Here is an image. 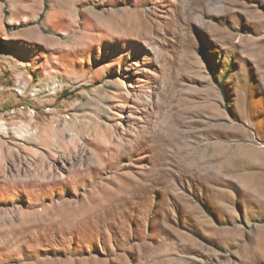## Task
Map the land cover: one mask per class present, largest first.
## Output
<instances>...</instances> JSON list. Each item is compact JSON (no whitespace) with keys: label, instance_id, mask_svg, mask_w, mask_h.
<instances>
[{"label":"rangeland","instance_id":"374dc122","mask_svg":"<svg viewBox=\"0 0 264 264\" xmlns=\"http://www.w3.org/2000/svg\"><path fill=\"white\" fill-rule=\"evenodd\" d=\"M191 2L0 0V264H264V0Z\"/></svg>","mask_w":264,"mask_h":264},{"label":"bare ground","instance_id":"6f19581e","mask_svg":"<svg viewBox=\"0 0 264 264\" xmlns=\"http://www.w3.org/2000/svg\"><path fill=\"white\" fill-rule=\"evenodd\" d=\"M93 1V0H92ZM204 2H205V0H203ZM200 2V0H195V3H199ZM204 2L202 3V4H204ZM192 4H194V6H195V3H194V0H192V2H191ZM200 4H201V2H200ZM217 4V3H216ZM190 5V4H189ZM204 6V5H203ZM206 6H207V2H206ZM90 10V9H89ZM202 10H204V7H203V9ZM200 11V10H199ZM205 11V10H204ZM208 11V10H207ZM91 16H92V19L95 21L94 22V25L95 26H93L94 28L96 27V24H99L100 26H102V21L99 19L100 17H101V14L103 13V10L102 11H98V10H94L93 11V9H91ZM201 12V11H200ZM142 22V21H141ZM126 24V23H125ZM124 19H123V17L121 16L120 17V19H119V21L117 22V23H115V24H113L112 25V28H113V30L111 31H109V34H107L108 36L110 35L111 37H113V36H118L115 32H126V29L124 28ZM93 27H89V30L90 31H88L87 33H85V38L90 42L91 40H94V38H93V36H92V32L93 31H91L92 29H93ZM121 29H123V30H121ZM135 31V33L137 34V35H143L144 34V27H143V25L141 24V27L138 29L137 28V30H134ZM76 32L75 31H73V32H71V33H66V38L67 39H70V40H74V39H76ZM126 34H127V32H126ZM80 38H82V36H80ZM120 38H122V37H120ZM81 40V39H80ZM46 129V128H45ZM77 129V128H76ZM69 132V131H68ZM76 132V131H75ZM54 135H56V140H53V142H51V140H49V135L48 134H46L45 135V132L44 131H42V129L41 130H37V131H34V132H31V133H29V135H25L24 136V138H25V140L26 141H30V142H33V141H35V139H37V142L38 143H41V144H44V142L43 141H45V140H48V141H46L49 145H52V147H50V149L52 150V153H47V156L48 157H54L55 155H56V153H57V156H60L61 158H63V157H66L65 155L63 156L62 154H61V152L59 151V150H57L56 148H57V141H58V138H61V137H63L64 135H65V132H63V131H56V132H54L53 133ZM77 134V133H76ZM110 134H111V132H110V130L109 129H107V128H104L102 131H100L99 132V135H108L109 137H110ZM73 137V136H72ZM113 137V135L110 137V139ZM45 139V140H44ZM158 140V139H157ZM142 141H144V143H145V139L143 140L142 139ZM147 141V140H146ZM149 141V140H148ZM156 141V140H155ZM123 142V141H122ZM125 142V141H124ZM140 143H141V145H139V146H134L133 148H130V146L128 145V143L127 142H125V143H123V144H121V141L119 142V144L118 143H116L115 145L113 144V143H110L108 146L107 145H105V150L106 151H108V153H107V155H105V154H102V153H99L102 149H104L103 147H101L100 145H98V144H95V148H96V150H95V153H94V157H93V159L92 158H90V159H92V163L91 164H89V166L90 167H94L93 166V164L94 165H97V164H100V163H103V164H106V166L108 165V164H111V163H113V164H116L117 165V168H115L113 171H112V175H116L115 177H117V175H119L121 178H123L124 180H130V181H132V182H136V184H137V188H145V181H144V179L141 177L140 179H136V178H134V176H128V171H125V169L127 170L128 168H129V164H125V165H121V163H120V161H122V158H124V156L125 155H127V153H129V154H132V153H138V152H143V150L144 149H146L147 148V150L149 149L150 151H152L151 150V147L150 146H148V145H146L145 147H144V144H142V142H141V140H140ZM201 146V145H200ZM73 148H75V150L73 149V151L75 152V154H78L79 153V150H80V148H78L77 147V145L76 146H74ZM195 148V147H194ZM196 150V149H195ZM155 152L156 153H159V148L157 149L156 148V150H155ZM125 153V154H124ZM156 153H154V154H156ZM115 154V155H114ZM72 155V154H71ZM76 156V155H75ZM113 156V157H112ZM134 156V155H133ZM73 157V156H72ZM112 157V158H111ZM159 158H160V156H158ZM186 157H188V156H186ZM194 158H196V156H193ZM165 158V157H164ZM192 158V157H191ZM142 158H140V160H141ZM189 159V158H188ZM133 160H137V159H133ZM187 160V159H186ZM192 160V159H191ZM35 162H36V164L34 165V169L33 170H30L31 171V173H30V175H31V177H32V179H33V181H36V182H40V183H42L43 181L44 182H50V181H56V180H59L60 179V177L56 174L57 172L54 170V169H52L51 170V172L48 170V169H46V164H47V161H46V159L44 158V157H42V156H40V157H37L36 159H35ZM157 162V161H156ZM76 163V162H75ZM192 163V162H191ZM193 163H195L194 161H193ZM198 163V164H197ZM197 163H195L196 164V166L198 167V168H201V169H203V161H201V162H197ZM96 167V166H95ZM106 168V167H105ZM131 168V167H130ZM50 173H51V175L53 176V178H49V179H47L48 178V176L50 175ZM160 175V174H159ZM58 176V177H57ZM153 179V178H152ZM126 184V183H125ZM127 185V184H126ZM123 196L122 195H118L117 196V199H121ZM88 199H93L92 197H89ZM94 199H96V198H94ZM95 203H96V205L98 204V201L96 200L95 201ZM59 205H61V204H59ZM63 206L65 207V209H64V212H61L60 211V213H59V215H58V218H56V219H54V222H57V223H59V222H62V223H65L66 221H70V220H72L73 218H74V216H76L75 214V211H76V209H74V207H73V204H72V200H69V201H65L64 203H63ZM116 206H118V208H120L121 206H122V203H116ZM106 207V206H105ZM100 210H102V208L100 207ZM67 211V212H66ZM106 210L105 209H103L102 210V212H105ZM2 212V211H1ZM0 212V213H1ZM4 220H6V216L4 215L2 218L0 217V222L2 223ZM27 224L28 223H30V224H33V223H36V222H34V221H27L26 222ZM37 225H35L34 227H36ZM28 229V228H27ZM8 231V230H7ZM28 231V230H27ZM28 233V232H27Z\"/></svg>","mask_w":264,"mask_h":264},{"label":"trees","instance_id":"16d2710c","mask_svg":"<svg viewBox=\"0 0 264 264\" xmlns=\"http://www.w3.org/2000/svg\"><path fill=\"white\" fill-rule=\"evenodd\" d=\"M1 47H2V45L0 44V50H1ZM208 69H209V71H210L211 74H214L211 66H208ZM218 88H219L220 92L225 95L223 80H221V81L218 82Z\"/></svg>","mask_w":264,"mask_h":264}]
</instances>
